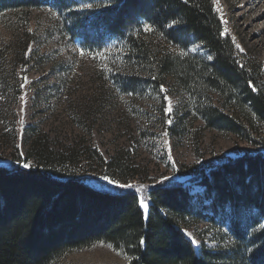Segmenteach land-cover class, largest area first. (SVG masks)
I'll list each match as a JSON object with an SVG mask.
<instances>
[{"label": "trees", "instance_id": "1", "mask_svg": "<svg viewBox=\"0 0 264 264\" xmlns=\"http://www.w3.org/2000/svg\"><path fill=\"white\" fill-rule=\"evenodd\" d=\"M74 2L0 0V12L46 4L64 8ZM75 16L70 13L72 23L83 21ZM90 24L97 32L75 35L87 41L90 35L94 44L119 42L116 60L125 70L123 84L131 88L138 78H146L158 89L170 79L191 96L208 127L246 140L250 128L264 126L260 67L237 58L213 0H110L91 13ZM18 40L25 60L30 38ZM195 43L211 58L190 53ZM13 80L16 101L20 89L15 73ZM215 96L222 107L213 103ZM26 141L25 158L0 165V264H57L66 254L96 243L121 251L128 264H264V153L246 154L203 174L210 205L196 201L184 183H163L149 190L146 214L135 190L98 189L81 173L88 155L87 160L128 175L117 157L105 162L90 146L55 144L38 124L28 128ZM23 162L31 166L25 168ZM226 205L230 224L224 243L217 251L205 245L196 250L182 227L201 216L211 222ZM246 212L255 215L239 219Z\"/></svg>", "mask_w": 264, "mask_h": 264}, {"label": "rangeland", "instance_id": "2", "mask_svg": "<svg viewBox=\"0 0 264 264\" xmlns=\"http://www.w3.org/2000/svg\"><path fill=\"white\" fill-rule=\"evenodd\" d=\"M109 1L75 0L64 8L46 4L0 12V165L9 167L14 158L26 157L28 128L38 124L55 144L90 146L105 162L117 157L128 168V175L106 169L91 157L87 160L88 155L81 163V173L98 189L135 190L146 214L149 190L163 183H184L196 201L210 205L211 200L204 198L201 176L246 154L264 153V126L250 128L246 140L208 127L191 96L170 79L158 89L146 78H138L131 88L123 84L125 70L116 60L119 42L94 44L90 35L89 41L75 35L97 32L90 24L91 13L108 6ZM213 2L220 19L221 14L228 16L221 19L223 33L232 38L237 58L252 60L264 78V17L255 21L264 12V0ZM70 13L81 15L83 21L72 23ZM19 37L30 38L25 60L17 44ZM189 52L211 58L198 43ZM14 73L20 89L16 101ZM212 99L215 105H222L217 96ZM104 176L134 187H118L103 180ZM229 211L226 205L222 212H215L213 221L201 216L182 227L191 242L193 238L198 242H192L196 250L202 245L219 250L230 224ZM253 214L242 213L239 219ZM128 261L113 246L96 243L66 254L57 264Z\"/></svg>", "mask_w": 264, "mask_h": 264}, {"label": "snow or ice", "instance_id": "3", "mask_svg": "<svg viewBox=\"0 0 264 264\" xmlns=\"http://www.w3.org/2000/svg\"><path fill=\"white\" fill-rule=\"evenodd\" d=\"M145 27H146L148 30H151L149 26H145ZM238 47H239V45H238ZM169 104H170V102H169ZM168 111H169V112L171 111V107H170V106H169ZM169 123H171V121H169ZM21 155H24V154L21 153ZM17 163H21V161L18 160ZM30 166H31V165H30L29 163H27V162H23V167L28 168V167H30ZM102 179L105 180V181H108V183H110V184L117 185L118 187H121V188L134 187L133 185H130V184H120V183H119L118 181H116V180H111L108 176H104ZM141 202H142V201H141ZM142 203H143V202H142ZM189 235H191V234L189 233ZM192 242H193V243H198L194 238H193ZM141 243H143V241H141ZM109 246L111 247V245H109Z\"/></svg>", "mask_w": 264, "mask_h": 264}, {"label": "bare ground", "instance_id": "4", "mask_svg": "<svg viewBox=\"0 0 264 264\" xmlns=\"http://www.w3.org/2000/svg\"><path fill=\"white\" fill-rule=\"evenodd\" d=\"M264 17V12L260 13L256 18H255V21L260 19V18H263ZM221 19L224 21L226 19H228V16L227 15H224V14H221Z\"/></svg>", "mask_w": 264, "mask_h": 264}]
</instances>
